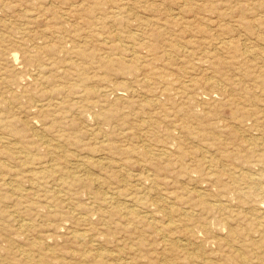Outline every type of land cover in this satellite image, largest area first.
I'll return each mask as SVG.
<instances>
[{
	"label": "rangeland",
	"instance_id": "374dc122",
	"mask_svg": "<svg viewBox=\"0 0 264 264\" xmlns=\"http://www.w3.org/2000/svg\"><path fill=\"white\" fill-rule=\"evenodd\" d=\"M102 256L264 264V0H0V264Z\"/></svg>",
	"mask_w": 264,
	"mask_h": 264
},
{
	"label": "bare ground",
	"instance_id": "6f19581e",
	"mask_svg": "<svg viewBox=\"0 0 264 264\" xmlns=\"http://www.w3.org/2000/svg\"><path fill=\"white\" fill-rule=\"evenodd\" d=\"M252 51V50H251ZM249 53V52H248ZM124 60V59H123ZM156 107V106H155ZM24 136V135H23ZM4 137V136H3ZM5 140V139H4ZM49 146V145H48ZM141 161V160H140ZM207 161V160H206ZM42 177V176H41ZM256 180V179H255ZM261 180V179H260ZM256 184V183H255ZM249 187V186H248ZM257 191V190H256ZM254 194V193H253ZM130 200V199H129ZM31 225V224H30ZM26 226H27V224H26ZM28 227V226H27ZM172 231V230H171ZM158 233V232H157ZM232 233V232H231ZM233 234H234V232H233ZM78 236V235H77ZM40 258V257H39ZM53 258V257H52ZM103 259H104V256H102V257H100V262H98V264H101L102 263V261H103ZM40 260V259H39ZM47 260V259H46ZM43 261V262H41V260H40V264H45L44 262H46V264H47V261ZM32 261V260H31ZM33 262V261H32ZM67 263V262H66ZM246 262L244 261V264H245Z\"/></svg>",
	"mask_w": 264,
	"mask_h": 264
}]
</instances>
